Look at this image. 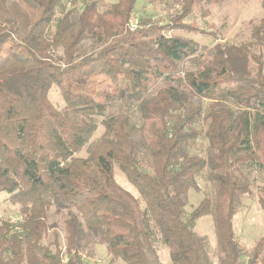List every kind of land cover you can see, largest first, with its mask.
<instances>
[{
	"label": "trees",
	"instance_id": "obj_1",
	"mask_svg": "<svg viewBox=\"0 0 264 264\" xmlns=\"http://www.w3.org/2000/svg\"><path fill=\"white\" fill-rule=\"evenodd\" d=\"M136 1L100 10L96 0H0V193L19 212L0 219V264H89L100 244L109 264H160L159 244L171 264H211L193 231L205 215L218 264L246 255L264 264V237L247 254L233 227L250 173L264 177V18L248 41L201 47L163 31H198L182 22L193 7L227 0H182L168 24L131 31ZM85 39L97 46L79 54ZM52 84L62 109L48 99ZM116 101L133 106L138 124L126 110L105 114ZM96 117L103 133L91 141ZM200 138L208 157L190 153ZM115 167L138 196L116 182ZM197 177L212 191L186 216ZM257 200L264 213V181ZM51 210L63 218V241Z\"/></svg>",
	"mask_w": 264,
	"mask_h": 264
},
{
	"label": "rangeland",
	"instance_id": "obj_2",
	"mask_svg": "<svg viewBox=\"0 0 264 264\" xmlns=\"http://www.w3.org/2000/svg\"><path fill=\"white\" fill-rule=\"evenodd\" d=\"M70 0H62L66 7ZM84 0H82L83 2ZM100 10L106 6L115 3L117 0H96ZM182 0H137L134 10L131 13V21L137 26L147 27L150 25L162 26L168 24L170 19L176 16L181 7ZM264 0H227L221 4L200 3L193 7L192 11L187 15L182 22L190 24L197 28L198 31L170 30L163 31L167 35H175L195 41L201 47H212L216 43H231L239 44L248 41L252 27L258 24L264 18ZM199 31H202L200 33ZM97 46V42L92 39H85L81 46L79 54H85ZM55 56H62V49L56 50ZM261 59L263 63L262 72L264 74V46L261 50ZM160 83H158L159 85ZM48 99L56 109H62L65 106L64 100L58 87L52 84L48 90ZM128 111L133 120L138 124V115L135 109L128 107L122 102H112L106 110L105 114H114L120 111ZM102 117H96L98 128L93 135L91 141L97 139L103 133L101 125ZM197 127H202V121L196 123ZM190 153H195L203 157H208L211 154L208 141L200 138L197 145ZM79 157L86 156L84 149L79 154ZM114 178L116 182L123 188L138 196L137 190L127 181L125 176L114 168ZM263 175L261 172L254 169L249 179L252 182L251 194H245L236 213L233 217V227L236 241L249 254L255 247L257 242L264 237V213L257 200L258 189L263 185ZM212 191V186L202 177L195 178L189 182L187 193L185 196L184 213L186 216L199 204V202ZM19 212L16 205L8 201V195L0 193V219L13 221L18 218ZM48 222H55L57 231L63 241V218L60 215L49 212ZM193 231L206 238V253L211 264H218L219 251L214 229V220L211 215H205L198 218L194 225ZM51 239L49 236L44 242L47 243ZM93 256L89 258V264H109L110 257L104 245H94ZM155 254L160 264H171L168 247L159 244L155 249ZM248 256L243 257V264H246ZM114 264H126L121 259H117ZM259 264V263H258Z\"/></svg>",
	"mask_w": 264,
	"mask_h": 264
},
{
	"label": "built area",
	"instance_id": "obj_3",
	"mask_svg": "<svg viewBox=\"0 0 264 264\" xmlns=\"http://www.w3.org/2000/svg\"><path fill=\"white\" fill-rule=\"evenodd\" d=\"M72 1H73V0L68 1V2H67V5H70V3H72ZM76 2H77V4H78L79 6L82 5V0H76ZM128 26H129V29H130L131 31H133V30H135L136 28H138L137 24H133V22L131 21V19H130V21H129ZM14 221H15V220H14Z\"/></svg>",
	"mask_w": 264,
	"mask_h": 264
}]
</instances>
